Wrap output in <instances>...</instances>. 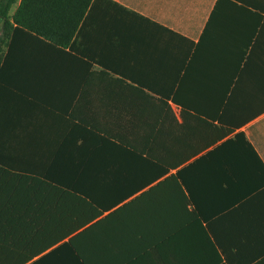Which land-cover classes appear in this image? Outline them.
Returning <instances> with one entry per match:
<instances>
[{"label": "crops", "instance_id": "1", "mask_svg": "<svg viewBox=\"0 0 264 264\" xmlns=\"http://www.w3.org/2000/svg\"><path fill=\"white\" fill-rule=\"evenodd\" d=\"M49 34L0 47V264H264V0Z\"/></svg>", "mask_w": 264, "mask_h": 264}, {"label": "trees", "instance_id": "2", "mask_svg": "<svg viewBox=\"0 0 264 264\" xmlns=\"http://www.w3.org/2000/svg\"><path fill=\"white\" fill-rule=\"evenodd\" d=\"M17 1L0 0V18L4 19L0 47L9 37L13 24L44 37H49L50 32L61 30L68 24L71 25L72 32H74L77 19L83 16L92 0H21L15 13L11 15L10 10ZM10 18L13 19V22L10 21ZM57 41L59 42V40ZM207 239L211 243L210 238ZM212 246L214 247V244ZM218 261H220L219 258ZM210 264H219V262L211 260Z\"/></svg>", "mask_w": 264, "mask_h": 264}]
</instances>
